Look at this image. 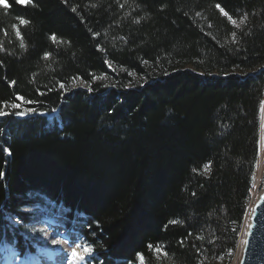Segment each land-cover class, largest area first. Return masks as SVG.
I'll list each match as a JSON object with an SVG mask.
<instances>
[{"label":"trees","instance_id":"obj_1","mask_svg":"<svg viewBox=\"0 0 264 264\" xmlns=\"http://www.w3.org/2000/svg\"><path fill=\"white\" fill-rule=\"evenodd\" d=\"M5 2L0 103L44 115L0 117V242L37 252L41 192L39 219L95 264H231L264 128V0Z\"/></svg>","mask_w":264,"mask_h":264},{"label":"snow or ice","instance_id":"obj_2","mask_svg":"<svg viewBox=\"0 0 264 264\" xmlns=\"http://www.w3.org/2000/svg\"><path fill=\"white\" fill-rule=\"evenodd\" d=\"M17 2L26 3L27 0H17ZM0 6H2L3 9H8L10 7V5L5 2V0H0ZM217 7L219 8V5H217ZM221 11L223 12V9H221ZM224 15H227V13H224ZM229 19L232 20L231 17H229ZM232 22L235 23V21H232ZM20 23L24 24L25 21L21 20ZM240 23L243 24L244 20L241 19ZM17 35L19 36V32H17ZM52 39L54 40L55 36H53ZM21 47H23V45H21ZM165 74L167 75V73H165ZM59 87L61 89H64L65 85L63 83H61ZM88 91H92V89L89 88ZM15 99H16V101H19V103H15V102L0 103V117H6V116L14 115L16 117L23 118V117H26L29 115H44L43 112H39L36 108L24 107V105H26V104H33L34 101L25 100V98L23 96H20V95H17ZM17 109H19V110H17ZM4 151H5L6 155H11V153L7 149H5ZM0 176H3L2 172H0ZM27 195H28L29 199H34L36 202L34 203V205L31 208L27 209V211L32 214L31 220H32L33 224L25 223L23 225V227L25 229L31 227V232L33 234H35L33 238L37 242H40V237H45V238L49 237V231L46 227H42V228L37 229L36 227H34V223L40 222L39 217L41 215H48L50 213V209H52L54 207V202L52 200H50L45 194H43L41 192H29ZM20 210L25 211L24 209H20ZM63 211H64V209L61 208V212H63ZM256 211H257V209L254 208L253 212H252V221L248 225V232H247L248 236H251L252 229L255 227ZM7 219L10 222L12 219L11 215H8ZM43 223L48 224L49 221L47 219H45L43 221ZM20 226L21 225H20L19 219L16 221L15 224L9 223V225H8V227L11 229H16ZM12 235H16L15 231H13ZM52 235H53V238L51 239V243L53 245L58 244L59 241L57 239H55L54 237L58 236L59 233H56L55 231H53ZM244 245L247 248V246H248V240L247 239L244 241ZM151 247L152 246L149 245L150 249H151ZM26 250H27V241H26ZM0 251H3L5 253H11V255H13V256L17 255V251H16L15 246L12 244H9L7 242H0ZM155 251L159 252L160 249L156 248ZM94 253H95V249L90 244L76 243L75 247H73L71 252L68 254L69 264H95L94 260L89 259L90 257L94 256ZM4 259H7V256H5ZM137 261H138V264H144V256L142 253H137ZM101 264H102V262H101Z\"/></svg>","mask_w":264,"mask_h":264},{"label":"rangeland","instance_id":"obj_3","mask_svg":"<svg viewBox=\"0 0 264 264\" xmlns=\"http://www.w3.org/2000/svg\"><path fill=\"white\" fill-rule=\"evenodd\" d=\"M189 71H192L191 68H187ZM57 115V111L53 113L51 116H47V118H51ZM259 163H258V172L256 176V182L255 187L252 192V200L248 209V213L246 215L244 225L239 237V243L237 246V250L235 253V256L233 258V261L231 264H239L241 252L243 248V243L245 239V234L247 232V225L249 223V217L250 213L252 211L253 205L264 190V128L262 127L260 130V152H259ZM263 184L261 187L260 185ZM40 222H35L34 227L37 229L46 227L49 231V237H40V242L36 241L37 245V252L32 255L31 257H25L24 259L19 258L18 256H13L11 253H5L0 251V264H31V260L37 256V258L40 256L43 259H45V256H48L49 259H53L57 257V264L60 262L65 261L67 259V264H69V258L68 254L71 252L72 248L75 247L76 243H80V241L76 238V235L73 233H66L62 229L58 228L57 224H44L41 219H39ZM33 224V223H32ZM29 230L31 231V227H29ZM53 231L56 233H59L58 236H55L54 238L59 241L58 244L53 245L51 243V239L53 238ZM31 237H34L35 234L31 232ZM60 254V256H59ZM7 256V259H4V257ZM38 259H41V258ZM63 260V261H62Z\"/></svg>","mask_w":264,"mask_h":264},{"label":"water","instance_id":"obj_4","mask_svg":"<svg viewBox=\"0 0 264 264\" xmlns=\"http://www.w3.org/2000/svg\"><path fill=\"white\" fill-rule=\"evenodd\" d=\"M254 208L257 209L255 227L252 229L251 236H248V225L252 221ZM249 223L244 239V241L248 240V246L246 248L243 243L239 264H264V190L253 205Z\"/></svg>","mask_w":264,"mask_h":264},{"label":"bare ground","instance_id":"obj_5","mask_svg":"<svg viewBox=\"0 0 264 264\" xmlns=\"http://www.w3.org/2000/svg\"><path fill=\"white\" fill-rule=\"evenodd\" d=\"M59 256H60V254H59ZM40 257V256H39ZM38 257V258H39ZM57 255H56V257L54 258V260L53 259H49V257L48 256H45V259H43L42 257H40L41 259H38L37 258V256H35V258L33 259V260H31V264H57L56 262H57ZM63 261V260H62ZM65 261H63V262H60V263H58V264H67V259H66V263H64Z\"/></svg>","mask_w":264,"mask_h":264}]
</instances>
